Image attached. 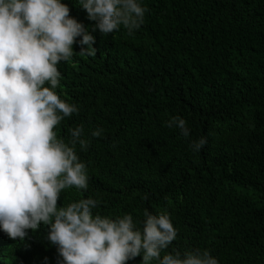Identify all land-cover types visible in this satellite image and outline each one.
<instances>
[{
  "label": "trees",
  "instance_id": "obj_1",
  "mask_svg": "<svg viewBox=\"0 0 264 264\" xmlns=\"http://www.w3.org/2000/svg\"><path fill=\"white\" fill-rule=\"evenodd\" d=\"M62 2L96 52L78 54L86 46L74 42L57 64L54 91L78 112L53 131L69 143L83 125L89 141L75 149L88 187L62 190L57 206L93 198L94 214H130L137 228L145 209L166 212L176 238L161 259L198 249L219 264H264V0H141L140 27L107 35L77 0ZM175 116L189 137L166 127ZM201 136L207 144L191 151ZM47 232L41 224L20 241L0 231V264H58Z\"/></svg>",
  "mask_w": 264,
  "mask_h": 264
},
{
  "label": "clouds",
  "instance_id": "obj_2",
  "mask_svg": "<svg viewBox=\"0 0 264 264\" xmlns=\"http://www.w3.org/2000/svg\"><path fill=\"white\" fill-rule=\"evenodd\" d=\"M77 3L104 35L121 25L132 33L147 11L141 0ZM74 42L86 46L78 54H95L93 35L69 15L62 0H0V231L24 241L28 230L46 225L58 264H126L137 256L140 264L153 259L158 264H219L207 250L198 249L173 251L161 259V251L176 238L166 212L153 215L145 209L137 228L130 214H94L98 201L93 198L57 206L62 190L88 187L86 164L75 150L77 144L85 150L89 143L83 125L69 129V143L53 131L62 119L78 112L54 91L61 78L57 64L76 54ZM165 125L189 137L183 118L172 117ZM102 134L103 129L96 128L90 136ZM206 144L203 136L189 141L193 152Z\"/></svg>",
  "mask_w": 264,
  "mask_h": 264
}]
</instances>
